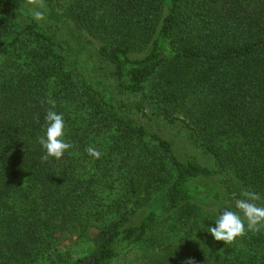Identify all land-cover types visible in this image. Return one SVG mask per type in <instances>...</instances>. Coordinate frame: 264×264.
I'll return each mask as SVG.
<instances>
[{
  "label": "trees",
  "instance_id": "1",
  "mask_svg": "<svg viewBox=\"0 0 264 264\" xmlns=\"http://www.w3.org/2000/svg\"><path fill=\"white\" fill-rule=\"evenodd\" d=\"M49 100L73 146L42 162ZM244 189L264 204V0H0V264H114L139 246L137 264H264V229L231 245L207 231Z\"/></svg>",
  "mask_w": 264,
  "mask_h": 264
},
{
  "label": "clouds",
  "instance_id": "2",
  "mask_svg": "<svg viewBox=\"0 0 264 264\" xmlns=\"http://www.w3.org/2000/svg\"><path fill=\"white\" fill-rule=\"evenodd\" d=\"M27 4L33 9L43 8L44 0H27ZM37 20H43L45 14L42 11H34ZM51 107L45 115L46 131L45 135L39 136L37 142L44 149L45 154L41 156L42 162H47L49 158L61 159L65 152L72 148V144L65 141V120L62 113L54 111L56 102L49 100ZM86 152L94 159H100L102 153L96 148L89 146ZM261 196L255 191L244 189L240 193V198L235 199L231 208H226L218 212L215 219V226L208 227L207 231L212 237L225 245L233 244L237 238L244 237L248 232H259L264 229V204ZM186 264H194L189 260Z\"/></svg>",
  "mask_w": 264,
  "mask_h": 264
},
{
  "label": "rangeland",
  "instance_id": "3",
  "mask_svg": "<svg viewBox=\"0 0 264 264\" xmlns=\"http://www.w3.org/2000/svg\"><path fill=\"white\" fill-rule=\"evenodd\" d=\"M75 40L79 47H84L87 51H90V53L92 54L91 59L93 63L91 69H89L87 72L88 75L92 77V75L96 73L98 81L104 82L108 89L116 91L115 84L109 75L108 66L98 59L95 53V47L92 45V43L88 42L83 37L81 39L75 37ZM122 97L127 99V97H125L124 95H122ZM145 124L150 131H157L160 134H163L170 138L173 141L175 148L180 156H184L185 153H195L202 162L210 164V158H208L206 155L196 153L189 147L188 140L185 135V130L180 126L166 125L163 122H160L159 120L147 121ZM64 246H67L68 248L70 247L72 251H75L79 254H81L87 249V245L83 244L75 237H72L71 239L66 238ZM141 251V246L136 247L130 252H128L126 255H124L122 258L117 260L114 264H137Z\"/></svg>",
  "mask_w": 264,
  "mask_h": 264
}]
</instances>
